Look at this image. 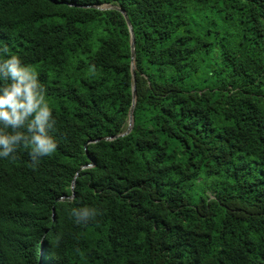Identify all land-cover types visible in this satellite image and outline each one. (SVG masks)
I'll use <instances>...</instances> for the list:
<instances>
[{"label": "trees", "instance_id": "trees-1", "mask_svg": "<svg viewBox=\"0 0 264 264\" xmlns=\"http://www.w3.org/2000/svg\"><path fill=\"white\" fill-rule=\"evenodd\" d=\"M4 46L56 147L0 159V264H264V0H0Z\"/></svg>", "mask_w": 264, "mask_h": 264}, {"label": "clouds", "instance_id": "clouds-1", "mask_svg": "<svg viewBox=\"0 0 264 264\" xmlns=\"http://www.w3.org/2000/svg\"><path fill=\"white\" fill-rule=\"evenodd\" d=\"M7 52V46L0 47V53ZM54 124L35 72L16 55L0 56V159L10 157L21 145L29 148L33 161L52 153L56 143L49 133ZM74 215L90 213L82 210Z\"/></svg>", "mask_w": 264, "mask_h": 264}, {"label": "water", "instance_id": "water-1", "mask_svg": "<svg viewBox=\"0 0 264 264\" xmlns=\"http://www.w3.org/2000/svg\"><path fill=\"white\" fill-rule=\"evenodd\" d=\"M99 10H117L119 13L122 14L124 17V20L127 24L129 34H130V50H131V66H130V71H131V77H132V105L128 114V121H127V129L124 133L115 136L114 138L122 137L130 133L132 127H133V107H134V102H135V97H136V92H135V65H134V57H135V40H134V34H133V29L131 26V23L129 21L128 15L123 9H120L117 6H112V5H103L101 7H97ZM109 140L110 138H105V140ZM96 142V141H94ZM84 168V166L82 167ZM81 168V169H82ZM73 186H74V181L71 184V190H72V195L70 198H73ZM63 199V198H61Z\"/></svg>", "mask_w": 264, "mask_h": 264}]
</instances>
